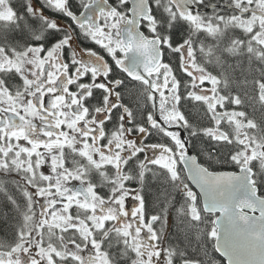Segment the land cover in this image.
<instances>
[{"label": "snow or ice", "instance_id": "6c2138e0", "mask_svg": "<svg viewBox=\"0 0 264 264\" xmlns=\"http://www.w3.org/2000/svg\"><path fill=\"white\" fill-rule=\"evenodd\" d=\"M144 3L0 0V264H201L161 232L227 258L225 219L264 245V206L231 203L264 205V0Z\"/></svg>", "mask_w": 264, "mask_h": 264}, {"label": "flooded vegetation", "instance_id": "af4514ba", "mask_svg": "<svg viewBox=\"0 0 264 264\" xmlns=\"http://www.w3.org/2000/svg\"><path fill=\"white\" fill-rule=\"evenodd\" d=\"M157 2L160 3L164 7H167L169 4H171L173 2V0H157ZM213 2H215V0H205V5L201 7V11L207 12L208 9H207L206 5L210 4V3H213ZM231 2H232V0H228V3H231ZM58 3H59V5L61 7H63V0H58ZM99 7H101V5H96L95 8L90 9L89 10V15H95L96 12H97V9ZM146 9H147V0H145V3L142 6V9L140 10V14H144L146 12ZM224 12H225V15L234 14L235 10L231 9V8H226L224 10ZM181 35H183V33H181ZM24 63L26 64L27 60H25ZM131 63H132V61H130V59H129V64L131 65ZM64 71H67V69H65ZM83 74L84 73H81V75H83ZM97 74H99V73H97ZM85 86L86 87H91L90 85H85ZM4 95L7 96V93H4ZM57 103L58 104H63L64 103L63 98L62 97L58 98ZM17 106H19V105H17ZM94 107H95V105H94ZM85 115H87V113H81V115L79 117H77L76 120H73V121L70 122V127L76 129V131L78 132L79 129L76 128V124H77L78 120L83 119L85 117ZM136 118L139 120L141 118L140 114H138ZM61 122H63V121H61ZM65 138H66L65 142L67 143V145L69 147H72L73 150H75V145L80 143V141L76 138L75 135H73L71 138H68V134L66 133L65 134ZM109 139L114 143L115 140L118 139V137L115 136V135H112V136L109 137ZM99 150H100V148H99V140H97L95 146L92 145V144H87L85 146L84 154H86L89 157V159L91 160L92 153L93 152H97ZM101 157H102V159L100 161L101 165H106V164L114 162L110 155L109 156H103V153H101ZM88 171H92V168L88 167ZM134 173H135V169L132 170V174L133 175H134ZM127 174L128 173H126V175ZM102 175H104L105 179H108V174L102 173ZM117 183H119L118 179H117ZM105 187L106 188H110L111 186L110 185H106ZM173 191H175V189H173ZM177 195H179V193H177ZM94 199H95V197H94ZM152 204H153V202H152ZM152 204H151V210L152 211L158 210L157 208H154ZM90 206L91 205H87V204L82 205V207H90ZM188 207H189V205L187 204V202H185L184 208L187 209ZM195 211H196L195 208H193L192 209L193 214H195ZM81 215H83V213H81ZM64 223L67 226L71 227L70 221H65ZM81 230L83 232H86L87 231L86 225L82 224L81 225ZM174 230H175V226H173V228L169 230L167 236H164L163 232H161V239H162V242L164 244L172 245L173 243H176V240H178V237L174 234ZM218 231H219V237H220V227L218 228ZM0 234H2V233H0ZM67 235H70V234H66V239H67ZM200 236H201V238L199 239V241H200V243L203 246L202 248H199L198 250H194V251H190L188 248H185V250L188 251V254H189L190 257L199 259L201 261V264H203V263L204 264H229V258L228 257L226 258L225 256L220 255L219 253H217L214 250L213 242L207 239V235H206V232H205L204 229H201ZM66 239H65V242H66ZM53 243L58 246L60 241L54 240ZM179 245H180V243H179ZM208 246H211L212 250H209ZM138 264H139V262H138ZM235 264H245V257H237V258H235Z\"/></svg>", "mask_w": 264, "mask_h": 264}, {"label": "water", "instance_id": "95a60500", "mask_svg": "<svg viewBox=\"0 0 264 264\" xmlns=\"http://www.w3.org/2000/svg\"><path fill=\"white\" fill-rule=\"evenodd\" d=\"M131 55L132 54H130V56ZM134 55L140 57L139 53ZM130 61H132L131 58ZM239 183V181L236 182V184ZM216 190L232 191L231 182L219 185ZM237 200H247L248 202L254 203L256 206H264L256 199L254 189L248 186L240 190L231 203L235 204ZM208 203L211 204L212 201L208 200ZM233 219H236L238 222V216L235 211L233 213ZM242 228L243 225L232 228L231 223L227 219L222 222L218 241L221 251L227 254L232 264H235V258L237 257H245V264H261V262L264 261V245L261 244L260 233L251 229L242 231Z\"/></svg>", "mask_w": 264, "mask_h": 264}, {"label": "trees", "instance_id": "16d2710c", "mask_svg": "<svg viewBox=\"0 0 264 264\" xmlns=\"http://www.w3.org/2000/svg\"><path fill=\"white\" fill-rule=\"evenodd\" d=\"M159 185L157 186V188ZM155 194H156V189L152 190V195H153V207L157 208L156 202H155ZM0 228H4L7 230V225L0 224ZM174 234L178 237L180 245L185 249L188 248L190 251L198 250L199 248H202V244L200 241H194L190 240L188 236H180L176 230H174ZM176 240V242L178 241ZM209 250H212L211 246H208Z\"/></svg>", "mask_w": 264, "mask_h": 264}, {"label": "bare ground", "instance_id": "6f19581e", "mask_svg": "<svg viewBox=\"0 0 264 264\" xmlns=\"http://www.w3.org/2000/svg\"><path fill=\"white\" fill-rule=\"evenodd\" d=\"M201 233V232H200ZM205 243V242H204ZM212 253V252H211ZM218 253V252H217ZM200 256V255H199ZM195 257V256H194ZM243 260V259H242ZM204 264V263H203Z\"/></svg>", "mask_w": 264, "mask_h": 264}]
</instances>
